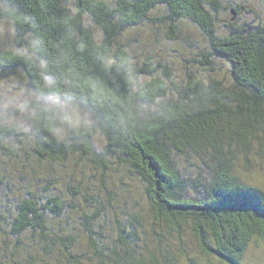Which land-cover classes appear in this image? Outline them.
<instances>
[{
  "label": "trees",
  "instance_id": "trees-1",
  "mask_svg": "<svg viewBox=\"0 0 264 264\" xmlns=\"http://www.w3.org/2000/svg\"><path fill=\"white\" fill-rule=\"evenodd\" d=\"M223 8L220 0H0V20L13 24L19 48L0 49V68L19 69L28 90L16 111L0 113V155L40 164L77 157L124 171L143 185L148 206L92 207L97 193L89 189L79 195L91 207H77L66 194L42 197L51 173L42 189L34 177L35 187L17 188L13 207L0 204V264H241L264 239V187L237 180L234 162L236 150L247 162L253 148L264 169V23L220 25ZM182 21L205 41L186 61L195 72L182 79L122 37L144 23ZM182 157L209 166V179L189 177ZM189 182L198 194L187 192ZM71 210L81 229L71 228Z\"/></svg>",
  "mask_w": 264,
  "mask_h": 264
},
{
  "label": "rangeland",
  "instance_id": "rangeland-1",
  "mask_svg": "<svg viewBox=\"0 0 264 264\" xmlns=\"http://www.w3.org/2000/svg\"><path fill=\"white\" fill-rule=\"evenodd\" d=\"M223 7L218 14V22L220 25L235 20L240 22L244 19L250 20L252 23L262 22L264 23V0H220ZM241 4L244 9L243 14L230 11V6L233 4ZM250 9V10H249ZM164 10L155 8L153 14H163ZM172 29L173 33L168 34V31ZM122 37H127L128 45L133 53L142 55V53L151 54L154 58H159L160 62L167 63L171 67V73L173 77L183 78L186 72H195L196 68H193L188 59L195 53L201 50V42L204 43L203 37L199 28L192 23L182 21L175 24L157 25L155 23H144L130 29L129 31H123ZM133 36H136V41H132ZM135 42V43H133ZM19 49L15 43V31L13 24L9 20H0V49ZM156 62V60H155ZM216 64V66H215ZM217 68V76H223L224 81L228 79V73L226 66L217 61L212 63V67ZM201 71V68H200ZM0 68V113L5 114L10 110L16 111L19 105L22 104L26 91V79L23 77V73L18 69L16 73H6ZM227 82V81H226ZM29 95V93H27ZM25 112V108L23 109ZM20 111H18L19 113ZM69 115L71 118L79 119L80 114L75 110L69 108ZM75 113V114H72ZM21 114V113H20ZM18 114V115H20ZM82 116V115H81ZM235 154V168L237 180H243L246 183L254 184L264 187V169L261 168L263 160L260 159V154L257 150L251 148L249 150L247 162L243 160L244 154L236 150ZM245 158V157H244ZM17 159H8L5 156L0 155V177H4L9 182L11 187L9 189H2L0 183V204L7 203L6 207H13L15 200V193L17 188L25 189L35 187V184L31 182L35 177V182L38 189L47 186V182L44 177H47L51 173L52 178L49 180L50 191L43 192L42 197L46 198L51 193H57L65 195V201L68 202L73 199L77 207L88 208L91 207H141L143 211L146 210L147 202L144 196V187L138 179L134 176H130L124 171H104L101 169H94L91 167L87 159H78L77 157L69 158L65 162H54L40 164L38 159H26L22 161ZM17 162V163H16ZM180 166L183 167V171L191 178L197 177L201 174V177H208L211 174V169L206 166L202 161L201 163L197 158L182 157L179 159ZM209 165L210 161L207 162ZM245 163V164H244ZM22 164L25 166L22 167ZM185 167V168H184ZM27 176L26 178H19L23 172ZM41 171V172H39ZM118 171V174H117ZM37 172L36 174H33ZM30 173V174H28ZM20 175V176H19ZM118 175L121 176L118 178ZM193 182H189V185H193ZM57 186V187H55ZM73 186H79V193L75 195L72 190ZM124 187V188H123ZM187 187L189 194H198L197 186ZM121 188V189H120ZM90 190L92 193H97V196L92 200L89 198L85 200V196L79 195L81 192L86 193ZM126 189V191H125ZM109 191L110 194H108ZM129 190V192H128ZM7 191V192H6ZM117 192V193H116ZM40 194V193H39ZM38 194V195H39ZM125 197V200L123 199ZM129 197L133 199L128 200ZM97 201V202H96ZM4 202V203H3ZM127 202L126 205L122 203ZM127 214V213H126ZM80 212L78 210H71L69 213L70 223L74 225L73 229H81L75 227L80 225ZM185 240L192 247L190 252L191 256H194V245L188 233H186ZM257 245L249 246L241 264H264V239H258ZM204 264L206 262L210 264H224L219 263L215 257H201L199 260L193 261V264ZM181 264H186L185 262Z\"/></svg>",
  "mask_w": 264,
  "mask_h": 264
}]
</instances>
